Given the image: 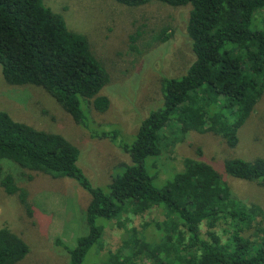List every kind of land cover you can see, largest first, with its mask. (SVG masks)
Here are the masks:
<instances>
[{
    "label": "trees",
    "instance_id": "1",
    "mask_svg": "<svg viewBox=\"0 0 264 264\" xmlns=\"http://www.w3.org/2000/svg\"><path fill=\"white\" fill-rule=\"evenodd\" d=\"M114 1L128 6L152 1L190 5L185 34L192 63L181 76L161 77V104L148 112L134 134L127 135L117 124L99 123L91 116V108L108 109L109 99L100 91L110 76L86 36L69 29L62 15L43 0H0L4 80L41 86L92 138L108 139L129 157L105 186H93L76 164V145L0 110V187L9 195L17 194L32 213L26 189L3 170L2 161L8 160L22 169L74 179L87 191V232L76 236L72 246L56 242L66 253V264H83L91 247L100 245L103 227L97 219L113 220L128 210L152 208L166 215L156 224L160 238L141 242L130 234L119 249L108 252L104 264H131L133 255L144 252L156 256L160 264H264L261 208L237 197L221 172L201 158L200 148L185 157L170 178L172 172L161 178L155 167L169 140L163 130L170 122L182 136L210 132L229 148L237 145L240 127L264 93V31L252 28L253 14L264 7V0ZM148 159H155L154 175L147 171ZM221 171L263 184L264 157H227ZM126 248L130 253H123ZM28 251L19 235L0 227V264H16Z\"/></svg>",
    "mask_w": 264,
    "mask_h": 264
},
{
    "label": "rangeland",
    "instance_id": "2",
    "mask_svg": "<svg viewBox=\"0 0 264 264\" xmlns=\"http://www.w3.org/2000/svg\"><path fill=\"white\" fill-rule=\"evenodd\" d=\"M43 2L62 15L69 29L86 36L92 53L109 73L110 81L100 91L109 99L108 109L98 112L91 108L92 118L99 123L117 124L127 135L134 134L148 112L161 104V77L181 76L194 59L185 34L190 5L152 1L128 6L114 0ZM252 28L264 31V7L254 12ZM0 110L16 121L59 133L76 145V164L93 186H105L120 171L117 166L129 161L128 155L108 139L92 138L41 86L9 84L1 68ZM163 134L169 140L154 159L161 178L180 169L183 159L194 156L200 148L201 158L221 172L237 197L261 208L259 219L264 225V183L238 179L221 171L227 157H264V93L240 127L234 148L210 132L190 131L182 136L173 122L168 123ZM154 160L146 161L151 175L156 172ZM2 166L5 173L15 177L18 186L26 189L32 208L28 214L17 194L9 195L0 187V227L7 226L29 247L25 258L16 264H66V253L56 242L72 246L76 236L87 232L85 210L90 195L68 177L54 178L22 169L8 160L2 161ZM165 216L161 209L152 208L139 213L128 210L113 220L97 219L96 223L103 227L97 243L100 245L91 247L83 264H104L108 252L119 249L130 234L141 242L157 241L160 232L156 224L163 222ZM123 253H130V249ZM156 258L144 252L133 255L131 264H160Z\"/></svg>",
    "mask_w": 264,
    "mask_h": 264
}]
</instances>
